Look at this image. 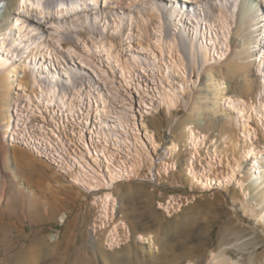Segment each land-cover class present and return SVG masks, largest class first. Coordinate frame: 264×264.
<instances>
[{
    "label": "rangeland",
    "instance_id": "1",
    "mask_svg": "<svg viewBox=\"0 0 264 264\" xmlns=\"http://www.w3.org/2000/svg\"><path fill=\"white\" fill-rule=\"evenodd\" d=\"M55 1L46 0L49 14L26 16L40 52L31 55L19 44L6 67H0V79L17 67L16 79L21 80L13 87L10 120L0 119V239L10 240L7 249L0 247V264H19L7 258L10 253L35 244L47 255L32 264H113L110 258L133 244L129 230L134 229L137 247L149 251L147 238L153 242L158 257L153 264H159V241L165 249L173 246L163 258L169 264L182 261L176 257L183 244L192 246L194 260L210 259L215 255L209 252L210 243L240 264H264V220L260 210L254 211L264 191L237 181L240 173L226 177L227 162L238 157L239 144L234 150L219 146L215 151L194 125L184 135L180 120L202 71L226 61L233 50L236 17H227L228 1L206 0L198 6L190 0H116L106 6L99 1L66 17L54 13ZM262 3L239 0L243 12L257 4L264 18ZM11 18L25 19L17 11ZM252 38L264 60V41L258 32ZM190 43L197 48L196 62L189 55ZM9 47L5 42L0 57L5 58ZM30 73L34 82L27 80ZM256 75L264 81L262 71ZM50 81L56 87L53 98L45 94ZM237 100H222L234 116L238 108L229 102ZM160 116L161 121H152ZM254 119L259 120L249 118L247 128L255 127ZM259 125L264 134V119ZM161 133L175 136L177 144L159 142ZM237 134H245L238 120L230 133L233 146ZM175 154L187 165L180 166ZM9 172L22 183L23 201H43L49 207L55 203L53 214L28 215L17 201L7 206L3 198L7 180H12ZM108 193L110 205L103 207ZM85 195L91 200L84 208L80 201ZM147 205L153 208L151 218L140 216ZM181 223L188 224L184 234L176 230ZM128 254L134 260L131 250Z\"/></svg>",
    "mask_w": 264,
    "mask_h": 264
},
{
    "label": "bare ground",
    "instance_id": "2",
    "mask_svg": "<svg viewBox=\"0 0 264 264\" xmlns=\"http://www.w3.org/2000/svg\"><path fill=\"white\" fill-rule=\"evenodd\" d=\"M99 1L101 5L103 4L104 6H106L111 2L114 3L116 2V0H56L54 2V13L60 14L62 17L74 16L77 15L81 10H84L89 3H95L96 5L97 4L96 2ZM135 1H137L139 4L143 3V0H135ZM168 1L173 2L175 0H168ZM190 1L194 2L195 5L198 6V4H202L206 0H190ZM227 1L230 7L229 8L230 14L227 17H229L230 19H235L236 17L234 36L231 39L233 50L229 55V57L226 59V61L222 63H210L208 68H205L202 71V79L196 85V91H194V93L191 94L193 96L191 97L189 96V99L186 103V109L181 110L180 120L184 128V135H186L189 129L188 126L192 124L194 125L195 129H198L200 131V133L206 134L209 139L216 138V140L218 141V143H216L217 145H215V143L211 144V140L209 139L208 141H206V145L210 143L208 148H215V151L216 149H218L219 146H228L230 150L231 149L234 150L235 147H237L236 144L238 143L239 144V148H238L239 151H237L238 157H236V159H232L233 162H230L231 164H229V161L227 162L228 172L226 177L232 179L238 173H240L241 178L238 177L239 179L238 180L236 179L237 181L246 182V183L248 182L252 188L264 191V134L262 132L261 126L259 125V120L264 119V81L263 82H261V80L259 81L258 75H256L258 72L261 71L263 72L264 75V60H262L260 56L262 54L257 56L260 50L257 51L254 50L253 44L255 42L253 41L252 38L253 33L258 32L260 36L259 40L264 41V18L262 17L260 9L259 7H257V4H255V6L249 5L248 12L246 10H245L246 12H243L239 6V0H227ZM252 1L255 2L261 0H252ZM185 2H189V0H185ZM262 2H263L262 4L264 5V0H262ZM0 3H2V6H0V8L4 9V14L2 15V17H0V48L5 47V42H7L8 45L10 46L8 49H5L6 51L4 55L5 58L0 57V67H6L7 65L6 63H8L7 59L9 55L11 54L12 51H16V47L19 44L21 45L23 44V48L25 52L27 53L32 52L31 55H35V53L40 52L39 42L35 41V39L30 35L31 28L29 24H25L26 23L25 20H26V16L31 13L41 16L49 14V9L51 6L46 2V0H0ZM14 11H17L18 15H20L22 18L25 17V19L11 18V15L13 14ZM191 43L188 49L189 55L195 61V59L197 58V54L194 52V50L195 49L197 50V48L194 47V44ZM202 55L203 57H205L206 52H203ZM203 63H205V61ZM19 73L20 71L18 70V68L13 67L11 74L5 73L0 79V119L6 122L10 120L9 110L13 100L12 92H13L14 84L19 81L21 82V80L18 81L16 79L19 76L18 75ZM28 79H31L34 82L35 75L33 73L28 74L27 80ZM49 79L52 80V77H50ZM223 83H225L226 85L225 87L222 86ZM55 91H56V87L54 86V82L50 81L49 85L47 86V90L45 92L46 96L53 98L56 93ZM258 92L260 93V96H262V100L259 102L255 101L258 98H260V96L257 97ZM226 96L228 97L235 96L238 98L237 102H233V103L229 102L231 107L236 106L238 108L237 109L238 112L236 113L238 115L234 116L233 114H231L232 112L231 113L229 112L230 110L229 108L228 109L223 108L222 103L224 102H222V100ZM244 99L247 100L252 99V102H245ZM254 117H257L259 119V120L257 119L253 120L255 123V127L247 128L246 125L249 122L248 119ZM160 118L161 116L156 117L152 121H156V122L161 121ZM237 120L241 123L243 132L245 134L244 136H242V138L239 137V135L237 134L236 135L237 139L236 140L234 139L235 146H233L234 142L230 137V133L232 132V130L236 129ZM252 136L254 140L250 141L252 139ZM157 139L159 142H162L167 146L168 145L173 146L177 144L176 143L177 138L172 134L167 135L166 133H161ZM15 152L18 153V151ZM234 152H236V150ZM233 153H231L232 156ZM175 155L177 156V161L180 166L187 165V160L184 159L183 156L181 155L178 156V154ZM249 159L250 161L252 160V165H250L249 163L247 164V161ZM9 173H11L10 178L12 177V180L9 181L7 180L5 198H3V202L6 203L7 206L10 205L9 203L17 201L18 205L20 206L19 209L27 208L29 212L28 215L34 213L40 215H45L47 213L53 214V212L55 211V208L53 207L55 203L52 207H49L46 204L43 205L42 204L43 201L40 202L34 199L23 201L24 197L22 196H24L25 193L23 192V189L19 187V185H21L22 183L18 182L20 179H18V177L14 174V172H9ZM3 177L4 176L0 173V186H2L4 183ZM153 194L154 193L152 191V193L146 196L147 202L150 201L149 199L153 197ZM2 195H4V193L2 187H0V198ZM110 195L112 194L108 193L106 194L105 198L103 197L104 198L102 202L103 204L101 203L103 207H106L108 202L111 201ZM90 198L91 196L89 197L87 195L81 197L80 202L84 208L87 205H89L88 201L91 200ZM11 206L13 205L11 204ZM254 206H255L254 207L255 212H257L258 210L262 212L260 217L264 220V199L262 201L261 200L256 201L254 203ZM152 213L154 215L153 208L147 205L145 211L141 213L142 215L140 214L139 215L147 216L151 218V216H153ZM142 221H145V219L144 220L142 219ZM187 229H188L187 223L185 224L181 223L176 226V230L180 234H184L187 231ZM2 231L4 230L2 229ZM137 231L139 232V230ZM129 232H130L129 233L130 238L132 237L131 240L134 239L133 244L127 245L126 248H124L120 253H118L119 257L116 256L110 258L111 262H113V264H140L142 260L141 262L142 264H153V262H155V260L158 257L156 256L157 254L155 255L156 257L154 256L155 253L153 251V242L150 241L151 240L150 237L147 238L149 251H144L143 247H137V245H135V240H136L135 229L129 230ZM3 238L4 239H0V247L7 249L10 245V244L8 245L7 243L8 242L10 243V240L8 241L5 238V236ZM90 238H91L90 242L92 249L96 251L97 242L94 236L91 235ZM56 246H61V245H56ZM165 246L166 245H164V242L159 241V247H158L159 264H169V261H171V260L166 261V259L164 260L163 258H164V254L166 253L165 251L168 250L170 251L173 248V246H170L169 248L166 247V249ZM209 246H210L209 252L211 253L215 251V255L210 259L205 257V258H200L198 260H194L193 258L190 257V254L193 251L192 246L191 248L185 246L184 244L181 247L179 246L180 248L177 249L181 250V253L177 255L176 258L179 257L180 258L183 257V258L182 261L179 260L177 261V263L178 264H240L239 260H233V258L226 253L225 249H217L216 251L214 250L215 248L214 249L211 248L212 247L211 243ZM40 247L41 246L38 247L36 244L29 245L28 247L24 246L21 249L19 248L20 250L17 251V253L12 255L10 253V256L7 258L8 259L11 258L12 261H15L19 264H32L35 262H39L47 255ZM55 249L56 248L53 247L51 252H54ZM130 250L133 253L132 257L134 260H132L131 255L128 254ZM195 252L198 254L197 250H195ZM139 256H141L140 262L137 259ZM173 261H175L176 263L175 259H173Z\"/></svg>",
    "mask_w": 264,
    "mask_h": 264
}]
</instances>
